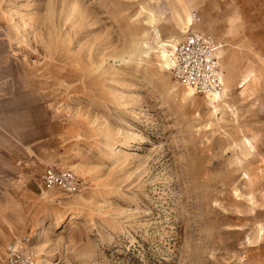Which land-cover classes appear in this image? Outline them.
I'll return each instance as SVG.
<instances>
[{
    "label": "rangeland",
    "instance_id": "1",
    "mask_svg": "<svg viewBox=\"0 0 264 264\" xmlns=\"http://www.w3.org/2000/svg\"><path fill=\"white\" fill-rule=\"evenodd\" d=\"M191 30L220 103L154 52ZM52 166L80 190L43 189ZM19 241L35 264H264V0H0V264Z\"/></svg>",
    "mask_w": 264,
    "mask_h": 264
},
{
    "label": "built area",
    "instance_id": "2",
    "mask_svg": "<svg viewBox=\"0 0 264 264\" xmlns=\"http://www.w3.org/2000/svg\"><path fill=\"white\" fill-rule=\"evenodd\" d=\"M154 35L157 37L160 32L157 31ZM219 48L214 36L189 33L178 45L173 57L172 72L175 79L183 87L193 88L202 95L220 92L223 88V74L218 56ZM39 180L43 189H57L69 195L76 193L81 187V182L71 170L57 166L47 168ZM24 245V241L10 244L2 264H35L33 255Z\"/></svg>",
    "mask_w": 264,
    "mask_h": 264
},
{
    "label": "bare ground",
    "instance_id": "3",
    "mask_svg": "<svg viewBox=\"0 0 264 264\" xmlns=\"http://www.w3.org/2000/svg\"><path fill=\"white\" fill-rule=\"evenodd\" d=\"M193 22V18L191 16H188V25L191 24ZM157 21L156 19H151L150 21V24H156ZM178 24H179V27H180V30H182L183 32H185V30L187 29V26H185V23H182L181 20L179 19L178 20ZM187 25V24H186ZM159 31L160 32V35L157 36V38H160L161 36V31L160 29H156L155 32ZM154 32V33H155ZM193 31L191 30L189 33H192ZM189 33H186L185 36H187ZM183 34V33H181ZM180 44V42L178 44L175 45H172V44H163L161 43V46H160V50L159 51H154L156 54H160L161 55V58H162V67L165 69V70H172V66H173V57L175 56V53H176V49L178 47V45ZM144 45H146L144 43ZM153 53V51H150L148 53V55H151ZM218 56L220 58V48H219V51H218ZM220 66H221V69H222V65H221V58H220ZM222 74H223V87L222 90L220 92H217V93H205L203 95H205L204 99L207 101V102H210L211 104H214V103H220L222 101V95H217V94H220L222 93L223 91V95L227 92V90L231 87L229 85L228 82L225 83V86H224V72H223V69H222ZM195 89L193 88H190V89H186L185 91V94L188 96V97H196V93L199 94L198 92H196ZM59 168H63L62 166H59ZM53 190H57V189H53ZM18 243H23V241H19ZM50 264H53V263H50Z\"/></svg>",
    "mask_w": 264,
    "mask_h": 264
},
{
    "label": "crops",
    "instance_id": "4",
    "mask_svg": "<svg viewBox=\"0 0 264 264\" xmlns=\"http://www.w3.org/2000/svg\"><path fill=\"white\" fill-rule=\"evenodd\" d=\"M202 34H203V33H202ZM205 35H209V34H205ZM7 252H8V251H7ZM6 257H7V255H6ZM6 257H5V259H6ZM5 259H4V261H5ZM4 261H3V262H4ZM3 262H2V263H3ZM2 263H1V264H2Z\"/></svg>",
    "mask_w": 264,
    "mask_h": 264
}]
</instances>
